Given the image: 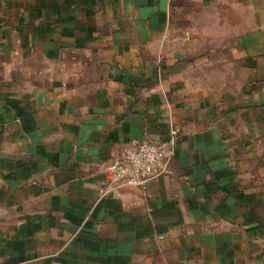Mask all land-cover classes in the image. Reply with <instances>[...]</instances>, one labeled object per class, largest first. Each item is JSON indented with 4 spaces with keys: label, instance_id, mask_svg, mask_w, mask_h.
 <instances>
[{
    "label": "crops",
    "instance_id": "1",
    "mask_svg": "<svg viewBox=\"0 0 264 264\" xmlns=\"http://www.w3.org/2000/svg\"><path fill=\"white\" fill-rule=\"evenodd\" d=\"M0 264H264V0H0Z\"/></svg>",
    "mask_w": 264,
    "mask_h": 264
},
{
    "label": "built area",
    "instance_id": "2",
    "mask_svg": "<svg viewBox=\"0 0 264 264\" xmlns=\"http://www.w3.org/2000/svg\"><path fill=\"white\" fill-rule=\"evenodd\" d=\"M178 131L170 129L164 144L134 141L123 154L111 160L108 174L114 188L135 186L146 189L148 183L168 171V164L176 147Z\"/></svg>",
    "mask_w": 264,
    "mask_h": 264
}]
</instances>
